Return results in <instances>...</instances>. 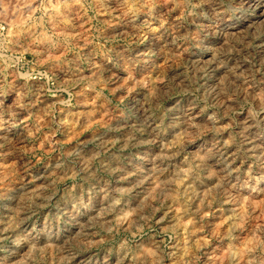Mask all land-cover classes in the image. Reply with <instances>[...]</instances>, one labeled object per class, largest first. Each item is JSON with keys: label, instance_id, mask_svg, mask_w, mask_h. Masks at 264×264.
I'll return each instance as SVG.
<instances>
[{"label": "rangeland", "instance_id": "obj_1", "mask_svg": "<svg viewBox=\"0 0 264 264\" xmlns=\"http://www.w3.org/2000/svg\"><path fill=\"white\" fill-rule=\"evenodd\" d=\"M0 264H264V0H0Z\"/></svg>", "mask_w": 264, "mask_h": 264}]
</instances>
